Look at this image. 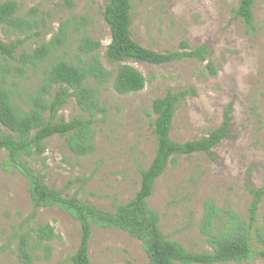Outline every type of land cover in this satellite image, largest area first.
Returning <instances> with one entry per match:
<instances>
[{"label":"rangeland","instance_id":"374dc122","mask_svg":"<svg viewBox=\"0 0 264 264\" xmlns=\"http://www.w3.org/2000/svg\"><path fill=\"white\" fill-rule=\"evenodd\" d=\"M20 14L36 8L35 18L42 20L39 36L29 39L18 50L31 52L59 32L65 23V44L51 54L49 63L67 60L75 64L96 54L111 71L116 66L105 58L110 33L103 20L109 0H15ZM1 2V0H0ZM239 0H133L132 38L156 52L176 51L186 41L196 48L206 44L211 50L205 62L185 59L154 66L129 60L146 79L138 93L119 95L112 81L99 87L98 99L104 114L95 116L92 125L94 150L86 156L71 153L64 138L53 136L45 141L43 166L29 161V166L44 175V183L64 195L77 197L105 212L127 203L140 187L141 171L155 154L152 135V102L168 91L192 88L177 105L170 138L178 143L207 136L219 127L223 111L231 106L229 136L213 150L212 158L203 153L177 156L155 181L148 207L159 215V229L169 241L180 243L188 252H210L201 233L205 204L211 203L218 214L230 212L239 220L248 217L251 195L248 187L264 186V0L253 6L254 30L234 18ZM20 34L5 33L4 43L22 39ZM85 39L100 44L92 54L80 50ZM211 62L212 75L206 68ZM45 67H43L44 69ZM42 79V71H28L7 87L26 99ZM93 85V84H92ZM70 99L58 113L69 121L83 117ZM7 129L0 124V134ZM6 152L0 153V264H23L18 261L11 232L32 212L28 182L21 173L6 164ZM51 225L61 241L49 245L48 258L38 253L31 264H71L80 240L79 223L59 208H42L31 226ZM256 226L264 228V198ZM252 247L255 243L252 241ZM91 264H150L139 240L127 233L93 226L89 242ZM179 264V263H174ZM225 264H264L252 257L246 262Z\"/></svg>","mask_w":264,"mask_h":264},{"label":"trees","instance_id":"16d2710c","mask_svg":"<svg viewBox=\"0 0 264 264\" xmlns=\"http://www.w3.org/2000/svg\"><path fill=\"white\" fill-rule=\"evenodd\" d=\"M256 1L239 0L233 10L234 18L241 20L248 30H254L252 9ZM132 10L133 0H109L104 7L102 16L110 33V43L104 55L110 64L116 66L113 72L102 65L96 54L79 64L67 60L49 63L52 52L65 44V23L50 41L31 52H18L29 39L40 35L37 29L43 25L42 20L35 18L36 8L21 15L15 0L0 2V25L4 32L24 36L8 43L0 40V124L7 129L6 133L0 134V153L6 152V164L21 173L28 182L32 205L30 215L11 232L18 261L31 264L38 253L48 258L51 252L49 244L61 241V236L51 225L38 223L31 226L42 208H59L79 223L80 240L70 257L71 264H91L89 242L93 226L116 229L139 240L150 264L241 263L252 257L264 260V228L256 226L264 186L258 189L248 187L252 199L245 221L230 212L225 219L211 203L205 204L201 233L211 248L210 252H188L180 243L167 240L159 229L158 213L148 207L147 200L153 194L155 181L174 158L196 153L212 158V150L229 136L231 106L223 111L219 127L207 136L183 143L170 138L177 105L188 95L195 94L192 88L176 93L168 91L163 97L153 100L154 157L141 171L137 193L127 203L116 206L113 212L89 205L77 195L68 196L49 188L44 183V175L29 166L31 160L40 161L42 166L45 164V141L53 136L64 138L68 150L75 155L86 156L94 150L92 125L95 116L105 112L98 99V88L112 81L114 92L129 95L145 87V77L126 64L127 61L162 66L185 59L205 62L211 54L206 44L192 48L186 41L180 42L178 50L163 53L143 47L132 38ZM99 47V43L85 39L80 50L84 54H92ZM206 68L212 75L217 72L211 62ZM38 70L42 71L40 84L25 100L18 93L17 105L13 90L7 86L10 82L15 84L13 80L17 76L23 77L28 71ZM70 99L85 116L69 121L58 118L59 111Z\"/></svg>","mask_w":264,"mask_h":264}]
</instances>
